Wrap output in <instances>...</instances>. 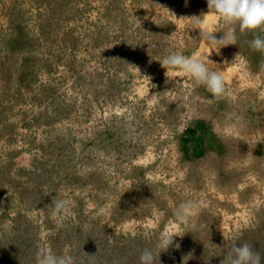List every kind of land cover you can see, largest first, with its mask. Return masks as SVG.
Wrapping results in <instances>:
<instances>
[{
  "label": "rangeland",
  "instance_id": "374dc122",
  "mask_svg": "<svg viewBox=\"0 0 264 264\" xmlns=\"http://www.w3.org/2000/svg\"><path fill=\"white\" fill-rule=\"evenodd\" d=\"M208 10L0 0V264H36L39 249L140 264L145 248L157 264H222L242 243L264 264V51L249 43L264 29ZM204 27L237 33L209 57L225 76L219 97L159 62L204 54Z\"/></svg>",
  "mask_w": 264,
  "mask_h": 264
},
{
  "label": "clouds",
  "instance_id": "9594fccd",
  "mask_svg": "<svg viewBox=\"0 0 264 264\" xmlns=\"http://www.w3.org/2000/svg\"><path fill=\"white\" fill-rule=\"evenodd\" d=\"M207 4L209 10L207 14H203L205 17L211 16L238 25L240 32L256 33L257 30L264 29V0H207ZM201 16L191 19L199 20V23L203 24ZM199 29L201 30L200 41H203L207 49L204 54L185 55L180 51H174L164 56L159 62L166 71H179L186 74L203 84L213 97H219L225 93V76L222 71H213L209 68L210 64H214L209 57L212 52L218 53L222 47L235 44L237 33L229 29L217 38L214 35L218 32L217 30H209L206 27ZM249 43L253 49L264 51V35H254ZM66 204L67 201L64 199L56 200L53 205L54 212L65 210ZM181 208L184 210L181 218L186 220L191 202L182 204ZM192 227H195V224ZM171 243L172 237L162 236L158 247L163 251ZM139 259L140 264H157V255L150 248H145ZM36 264H75V259L70 253L57 255L50 250L39 249L36 253ZM222 264H261V255L248 243L233 244Z\"/></svg>",
  "mask_w": 264,
  "mask_h": 264
}]
</instances>
